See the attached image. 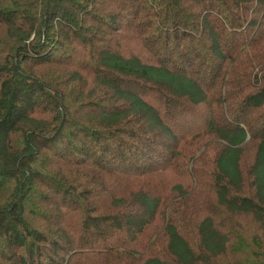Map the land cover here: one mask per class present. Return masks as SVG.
I'll return each mask as SVG.
<instances>
[{
    "label": "trees",
    "instance_id": "obj_1",
    "mask_svg": "<svg viewBox=\"0 0 264 264\" xmlns=\"http://www.w3.org/2000/svg\"><path fill=\"white\" fill-rule=\"evenodd\" d=\"M0 264H264V0H0Z\"/></svg>",
    "mask_w": 264,
    "mask_h": 264
},
{
    "label": "rangeland",
    "instance_id": "obj_2",
    "mask_svg": "<svg viewBox=\"0 0 264 264\" xmlns=\"http://www.w3.org/2000/svg\"><path fill=\"white\" fill-rule=\"evenodd\" d=\"M205 115H208V111L204 106H201L194 112L193 109H188L186 113L182 114L181 117V124L178 128H175L173 131L176 132V137H179L180 139H184L185 143L181 144L180 148V155H181V160L184 162L186 160L187 165V171L191 169H196L198 168V164L196 165V161H194L195 158L199 156L200 150L196 152L193 158L187 159V152L188 150H192L191 147L197 148L198 146L203 145L205 142V126H204V117ZM171 127H176L174 124ZM184 135V136H182ZM191 143V147H189L188 143ZM178 144V140H175L172 142L171 145H176ZM148 145H152V142L150 141ZM157 145V144H156ZM154 155H157V153L161 152V146L154 147L152 149ZM171 153V151H170ZM177 153H178V148H177ZM182 170V168L180 169ZM189 180H194L195 176H187ZM160 180L166 181V185L164 186L163 190L166 194H169L171 192V186H173L175 182V174L170 175V177H162ZM159 230H155L154 233L158 235ZM160 242L162 240H159Z\"/></svg>",
    "mask_w": 264,
    "mask_h": 264
}]
</instances>
